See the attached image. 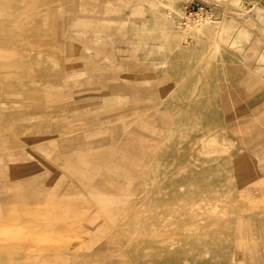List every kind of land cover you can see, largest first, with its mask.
Listing matches in <instances>:
<instances>
[{
  "label": "rangeland",
  "instance_id": "obj_1",
  "mask_svg": "<svg viewBox=\"0 0 264 264\" xmlns=\"http://www.w3.org/2000/svg\"><path fill=\"white\" fill-rule=\"evenodd\" d=\"M0 264H264V0H0Z\"/></svg>",
  "mask_w": 264,
  "mask_h": 264
}]
</instances>
